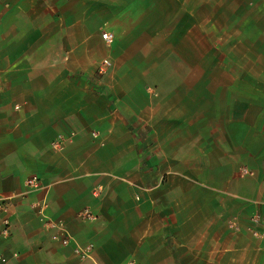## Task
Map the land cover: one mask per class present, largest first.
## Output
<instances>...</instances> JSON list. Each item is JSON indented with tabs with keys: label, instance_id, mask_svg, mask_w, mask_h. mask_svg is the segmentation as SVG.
Wrapping results in <instances>:
<instances>
[{
	"label": "crops",
	"instance_id": "1",
	"mask_svg": "<svg viewBox=\"0 0 264 264\" xmlns=\"http://www.w3.org/2000/svg\"><path fill=\"white\" fill-rule=\"evenodd\" d=\"M207 2L218 3L149 0L145 17L135 0H0V199L8 205L0 252L7 264H264V240L248 229L249 216L264 213V78L206 76L216 69L206 62L216 50L205 41ZM104 32L134 45L152 33L151 49L180 57L155 67L165 75L156 83L161 91L181 93L151 95L148 118L134 127L93 130L82 121L88 114L80 101L100 103L104 115L105 95L64 103V75L100 68ZM171 70L177 74L168 76ZM71 131L72 140L52 147ZM33 175L42 189L28 190ZM44 199L52 219L81 245H94L93 258L52 239L55 230L39 217ZM86 210L92 217L82 216Z\"/></svg>",
	"mask_w": 264,
	"mask_h": 264
},
{
	"label": "rangeland",
	"instance_id": "2",
	"mask_svg": "<svg viewBox=\"0 0 264 264\" xmlns=\"http://www.w3.org/2000/svg\"><path fill=\"white\" fill-rule=\"evenodd\" d=\"M135 1L138 5L141 3L143 14L148 17L149 0ZM212 1L218 3L214 5L207 2L201 10L209 34L205 41L216 49L213 53H207L206 62L213 64L216 69L207 71L206 76L264 78V21L261 20L264 16V0H237L238 4L234 5L229 4L232 0ZM165 35L166 33H158L157 37L164 39ZM138 42L140 43L137 44ZM152 44H156L152 33H142L136 45L133 44V39L115 33V40L112 44H106L108 52L102 59L103 62L105 58H109L112 62L105 73L98 68L93 74L84 76L81 75L83 72H79L77 76L74 72L64 75V78L69 79L66 80L68 83L64 89L68 101L64 103L71 106L75 103V98L90 100L92 96H107L110 105L104 115L100 114V103L97 107H92L91 102L80 99L78 107L82 109L83 106L88 114L82 121L88 123L93 130L104 131L107 126L115 124L134 127L138 120L145 121L150 112L151 95L163 93L162 95L176 96L181 93V87L174 86L164 87V91H161L156 83L165 75L155 67L157 61L166 62L170 66V63H175L180 57L177 58L167 48L151 49ZM176 72L171 70L168 76L177 74ZM82 121L77 119L71 124L79 126Z\"/></svg>",
	"mask_w": 264,
	"mask_h": 264
},
{
	"label": "built area",
	"instance_id": "3",
	"mask_svg": "<svg viewBox=\"0 0 264 264\" xmlns=\"http://www.w3.org/2000/svg\"><path fill=\"white\" fill-rule=\"evenodd\" d=\"M102 38L106 42V44H112L115 40V36L111 32H104L102 34ZM111 65H112V62L110 61V59L105 58L102 62L100 70L103 73H105ZM75 136H76V131H71L69 133H60L57 136L56 140L53 141L52 147L55 149H59L62 147L63 144H65L69 140H72ZM93 136L98 137V133L93 132ZM26 185L29 191L39 190L43 188L42 180L37 175H33L29 177L26 181ZM38 207H39L38 211H39L40 220L43 221L46 227L52 228L55 230L51 236L55 242H59L60 244L64 246L73 245L75 252L82 258H93L92 253H93L94 245L92 243L87 244V245H81L69 233L68 229L64 225L52 219V217H50L46 213V208H47L46 199L40 202L38 204ZM7 209H8V205H7L6 199L4 198L0 199V214ZM82 216L92 217V214L86 210L82 213ZM5 222L7 225L9 224L8 221H5ZM231 226L235 227L236 224L232 223ZM248 229L253 237L264 240V213L260 211H255L254 213H252L249 216ZM0 264H7V259L1 252H0ZM127 264H141V263L135 259H131L128 261Z\"/></svg>",
	"mask_w": 264,
	"mask_h": 264
}]
</instances>
